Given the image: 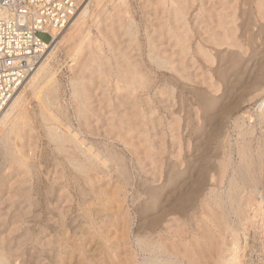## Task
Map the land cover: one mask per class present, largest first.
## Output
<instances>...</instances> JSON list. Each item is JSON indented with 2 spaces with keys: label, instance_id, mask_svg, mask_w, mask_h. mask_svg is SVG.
Returning <instances> with one entry per match:
<instances>
[{
  "label": "bare ground",
  "instance_id": "obj_1",
  "mask_svg": "<svg viewBox=\"0 0 264 264\" xmlns=\"http://www.w3.org/2000/svg\"><path fill=\"white\" fill-rule=\"evenodd\" d=\"M98 1L83 0L71 23L62 32L54 34V41L36 70L0 115V157L27 166L25 148L17 143L24 129L27 133L34 130L30 116H22L20 112L25 102L24 93L27 87L33 92L41 86L46 87L45 95L41 94L45 100L46 97L49 99L47 102L42 97L38 117L51 145V159L47 180H39L33 189L42 201L69 202L76 187L87 185L92 172L105 168V141L111 136L103 129L106 123L112 131L121 132L139 111L153 113L156 69L168 70L174 77L188 81L193 80V73L199 74L193 72L197 71L200 60L193 56L191 48L199 36L202 16L194 15L195 31L188 28L184 4L190 5V1L183 2L170 14L173 19L170 24L157 28L156 24L147 23L145 33L137 30V34L130 23L122 20V10L117 9L112 19H106L111 21L106 27V37L110 40L114 36L127 35L130 42L137 45L129 47L131 51L121 52L116 60L115 77H104L97 87L99 93H95L89 83L94 82L96 75V70L91 69L96 65L92 66L103 58L98 57L99 52L87 53L71 82V95L77 102L74 108L76 121L69 118L64 122L66 113L56 107L60 89L51 79L50 60L69 31L75 30L76 35L72 38L77 42L80 40L81 25L90 16L92 4ZM261 6L264 7L263 0ZM245 65L238 64L237 78L227 86L237 88L241 93L225 92L224 100H216V105L221 101L214 115L216 123L210 128L204 129L203 117L214 101L212 93L220 92V87L211 78L204 81L195 75L196 89L189 92L194 98L193 105L206 110L204 116L196 115V120L201 122L188 117L185 125L179 123L172 111L174 95H168L173 100L170 99L171 104L167 100L165 103L173 119L167 139L153 147L151 179L154 184L160 183V187L176 181L172 187L174 191L160 210L156 205L159 194H151L149 212L155 215L147 218V222L142 218L146 226H140L136 236L139 252H117V264H252L247 258L251 244L254 248L259 245L264 252V99L258 106L256 119L250 111H243L245 98H248L246 83L251 80L256 87L264 84V60L259 63L253 79L243 77L247 73ZM242 89L246 91L242 92ZM54 109L65 118L59 124L57 119V124L54 123ZM108 109L110 115L106 112ZM127 111L131 113V119ZM150 123L157 125L159 119H150ZM191 131L197 134L194 138L197 153L193 159L183 153L184 134ZM187 139L189 143L194 141L190 136ZM191 161L196 163L184 177L181 168H186ZM119 166L124 170L122 165ZM36 253L42 257L45 252ZM12 254L0 252V264H10ZM107 257L108 260L110 254Z\"/></svg>",
  "mask_w": 264,
  "mask_h": 264
},
{
  "label": "rangeland",
  "instance_id": "obj_2",
  "mask_svg": "<svg viewBox=\"0 0 264 264\" xmlns=\"http://www.w3.org/2000/svg\"><path fill=\"white\" fill-rule=\"evenodd\" d=\"M186 1L94 2L90 16L81 25V35L78 34L80 40L77 42L72 38L73 34L76 35L75 30L69 31L50 60L51 79L57 82L60 89L56 107L63 109L67 115L66 119L62 118L61 113L54 109V123L57 124L58 121L59 124L62 119L67 122L69 118L72 122L76 121L74 108L77 102L71 95V82L78 74L80 64L87 53L99 52L98 57L103 58L92 66L96 65L91 68L96 70V75L94 82L89 83L93 91L99 93L97 87L101 80L104 77H115L116 60L121 52L137 45L131 43L127 35L114 36L109 40L105 31L111 21L106 19H112L117 9H121L122 20L126 24L130 23L132 29H136V34L137 30L145 33L147 23L156 24L157 28H160L158 26L173 22L170 14L176 12ZM188 1L190 5L184 4L188 28L195 31L194 15L199 13L202 16L199 36L195 38L191 48L193 56L199 57L200 60L197 71H193L199 74L193 73V80L195 75L203 80L211 78V81L220 87V92L212 93L214 101L206 117H203L202 123L206 129L216 123V107L224 100L225 92L241 93L237 88L227 87L237 78L238 64H246L247 73L243 77L253 79L259 63L264 60V7L261 6L262 0ZM45 40L48 41V37H45ZM193 80H183L174 77L168 70L156 69L153 77L156 89L153 113L149 110L139 111L121 132L115 129L112 131L106 123L103 129L111 136L105 141V168L92 172L90 182L82 188L76 187L72 191V199L61 204L42 201L36 191H33L39 180H47L51 145L38 117L46 87L41 86L36 92L27 87L24 93L25 102L20 112L22 116H30L34 130L27 133L24 129L20 141L17 142L18 146L25 148L27 166L0 157V252H13L9 256L10 264H117V252H139L136 242L139 228L145 227L147 218L155 215L149 212L151 194H159L156 205L160 210L171 197L170 192L174 191L172 187L176 182L160 187V183L154 184L151 179L153 147L167 139L169 124L173 119L165 100L171 104L168 95H174V100L171 99L175 106L172 111H175V117L179 118L178 122L182 125H185L188 117L201 122L200 119L196 120V115L198 113L204 116L206 112L205 109L200 110L193 105L194 98L189 94L196 89ZM249 81L250 84L246 83L248 98H245L247 104L244 103L243 111H250L256 119L258 106L264 99V84L256 87ZM202 87L206 89V85ZM246 89H242V92ZM218 98L221 100L216 105ZM48 99L49 97H46L44 100L48 102ZM106 112L110 115L109 109ZM126 114L131 119V113L127 111ZM154 118L159 119V124L150 123V119ZM189 133L184 134L186 143L183 153L193 159L197 153V141L194 140L197 134L192 131ZM189 136L193 142H188ZM13 137L15 139V135ZM166 156L167 153L164 154V157ZM195 163L191 161L186 168H181L184 177L188 176ZM119 164L124 170H121ZM142 218H145L146 222ZM254 246L251 244L247 258L252 264H262L264 252L259 245L255 248ZM36 252L45 253L40 257ZM109 254L110 261L106 259Z\"/></svg>",
  "mask_w": 264,
  "mask_h": 264
},
{
  "label": "built area",
  "instance_id": "obj_3",
  "mask_svg": "<svg viewBox=\"0 0 264 264\" xmlns=\"http://www.w3.org/2000/svg\"><path fill=\"white\" fill-rule=\"evenodd\" d=\"M82 0H0V115ZM48 37V41L45 40Z\"/></svg>",
  "mask_w": 264,
  "mask_h": 264
}]
</instances>
